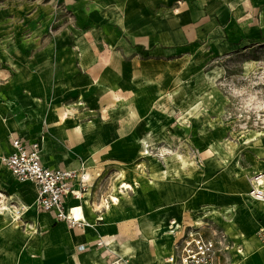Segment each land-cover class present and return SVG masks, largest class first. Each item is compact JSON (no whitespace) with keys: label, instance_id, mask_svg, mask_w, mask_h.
Returning <instances> with one entry per match:
<instances>
[{"label":"crops","instance_id":"crops-1","mask_svg":"<svg viewBox=\"0 0 264 264\" xmlns=\"http://www.w3.org/2000/svg\"><path fill=\"white\" fill-rule=\"evenodd\" d=\"M73 7L78 19L72 32H60L43 48V76L25 87L26 98L11 87H2L7 94L11 92L9 102L22 100L25 109L19 130L8 135L7 155L12 151V136L18 135L40 143L46 166L89 173L94 186L82 200L70 198L69 204L78 206L76 212L93 226L71 228L53 213L33 208L39 213L35 220L47 231L36 240L25 234L18 241L11 233L15 228L10 229L0 237V264H112L117 256L130 264H168L166 257L174 241L168 231L171 220L197 225L206 232L210 222L218 219L214 211L227 207L228 185L218 183L214 173L207 172L202 165L207 161L195 162L188 171L170 169L171 176L159 179L152 164L137 162L146 148L156 152L160 147L154 131L145 129L153 119L140 116L119 132L120 126L107 121L68 127L73 116L65 122L61 117L66 124L62 129L53 124V115L56 107L67 105H55L54 113L46 115L45 102L59 83L73 90L95 86L161 90L176 88L180 75L188 74V84L193 83L206 65L211 66L202 82L211 73L223 74L228 63L249 65L253 55L264 52V0H75ZM166 67L172 68L167 71ZM156 99L119 100L154 106ZM38 105L47 121L35 131L30 117L32 106ZM77 126L80 141L69 133ZM199 148L200 154H207ZM258 172L264 169L253 174ZM121 183L131 184L132 189L120 192ZM25 184L26 197L35 201L36 185ZM246 185L250 197L249 180ZM102 193L117 196L119 201L100 212L96 209L102 206ZM99 215L103 219L98 221ZM100 238L105 243L102 246L96 242Z\"/></svg>","mask_w":264,"mask_h":264},{"label":"rangeland","instance_id":"rangeland-1","mask_svg":"<svg viewBox=\"0 0 264 264\" xmlns=\"http://www.w3.org/2000/svg\"><path fill=\"white\" fill-rule=\"evenodd\" d=\"M74 1L0 0L1 238L12 228L15 231L11 233L18 241L25 234L36 240L47 231H43L41 222L35 220L39 213L33 209L34 198L25 195V182L17 180L6 168L8 135L12 130H19L25 109L22 100L14 104L9 102L11 92L9 90L8 95L2 87H11L18 96L26 98L25 87L38 76H43L40 66L43 48L60 32H72L78 19ZM256 54L250 58V66L245 62H241V66L227 62L223 74L211 73L203 82L201 78L206 77L211 65H206L203 73L196 75L191 84H188V74L180 75L177 87L171 89L122 91L95 86L73 90L59 83L54 87L52 97L45 102L46 115L54 113L55 105H67L75 110L68 127L86 121L94 120L97 124L107 121L113 127L120 126L119 132L140 116L155 120L145 129L154 131L160 147L156 152L149 147V153H143L137 162L152 164L159 172L155 175L159 179L171 176L170 169L177 168L176 173L188 171L195 162L207 161L202 164L207 172L214 173L216 181L228 185L230 190V200L225 206H229L232 212L223 220L214 218L206 229V233L211 229L226 233L228 250L221 255V264H264V202L253 200L246 193L247 180L255 170L264 169V52ZM171 68L166 67V70ZM165 78V84H168L169 79ZM137 96L157 98V104L137 106L132 101L119 100ZM34 102L37 100H31ZM32 107L30 118L36 131L47 121V116L42 118L40 105ZM53 117L54 125L62 129L66 127L61 116L54 113ZM152 124L154 128H149ZM199 147H203L207 154H200ZM3 205L10 209L2 210ZM22 205L30 208L14 221L15 209ZM226 224L241 237L257 236L263 244V254L246 249L245 256L241 255ZM239 245L243 246V242Z\"/></svg>","mask_w":264,"mask_h":264},{"label":"built area","instance_id":"built-area-1","mask_svg":"<svg viewBox=\"0 0 264 264\" xmlns=\"http://www.w3.org/2000/svg\"><path fill=\"white\" fill-rule=\"evenodd\" d=\"M12 151L5 156V164L11 174L19 181H31L37 187L34 206L38 212H51L71 228L93 226L82 214L76 212L78 206L69 204V199L82 200L95 183L92 176L85 170L77 172L67 168H53L42 161L41 147L38 141H28L24 137L12 136ZM149 152L147 148L145 153ZM100 175V174H99ZM98 175V176H99ZM249 196L253 200L264 201V172L253 174L250 179ZM137 184V183H136ZM132 185L121 183L119 191L131 190ZM119 201L111 194L100 195L96 210L107 209ZM100 205V204H99ZM101 214V213H100ZM98 221L103 219L99 215ZM168 231L174 235L173 249L166 257L168 264H219L221 255L228 250L225 243L226 233L211 229L206 233L197 225L179 223L175 219L169 223ZM98 246L104 245L102 238ZM81 249H85L82 245ZM112 264H130L126 258H116Z\"/></svg>","mask_w":264,"mask_h":264},{"label":"bare ground","instance_id":"bare-ground-1","mask_svg":"<svg viewBox=\"0 0 264 264\" xmlns=\"http://www.w3.org/2000/svg\"><path fill=\"white\" fill-rule=\"evenodd\" d=\"M80 105H82V104H80ZM55 111L59 115H61L62 120L64 122L67 121L69 118H71V116H73V113H74V110L67 107V106L56 107ZM69 133L71 134V136L75 137L76 141H80L81 130H80L79 126L72 128ZM147 153H149V152H147ZM29 208L30 207L28 205H22L21 208L15 209L16 214H15V220L14 221L19 220V218H21L22 215L26 211L29 210ZM3 209H10V208L3 205L2 210ZM231 212H232V209L227 207L223 211L222 210H215L214 215L216 218L223 220L225 218V216ZM226 227H227L228 231L234 237V239L236 241V247L238 248V252L241 253V255L245 256L246 249H248L249 252L259 251L261 254H263V251H262V245L263 244L259 240V238H257V236L254 235L250 238L241 237L233 230L232 226H230L229 224H226ZM241 242H243V246L239 245Z\"/></svg>","mask_w":264,"mask_h":264}]
</instances>
